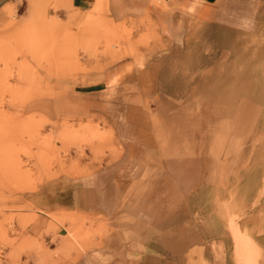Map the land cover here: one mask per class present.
<instances>
[{"label":"rangeland","instance_id":"rangeland-1","mask_svg":"<svg viewBox=\"0 0 264 264\" xmlns=\"http://www.w3.org/2000/svg\"><path fill=\"white\" fill-rule=\"evenodd\" d=\"M129 1L144 9L94 0L78 14L68 0H23L0 13V264H53L88 248L84 241L101 247L112 218L89 216L74 228L73 217L43 206L61 202L46 189H63L116 151L113 118L125 104L145 107L178 138L188 123L198 132L210 123L201 152L212 181L201 217L216 238L225 224L233 239L228 257L212 244V264H264L250 234L264 244V0L258 27L245 23L242 34L171 0ZM128 60L149 71L142 86L112 80ZM37 213L51 219L46 230L34 227ZM200 249L191 264H210Z\"/></svg>","mask_w":264,"mask_h":264},{"label":"crops","instance_id":"crops-1","mask_svg":"<svg viewBox=\"0 0 264 264\" xmlns=\"http://www.w3.org/2000/svg\"><path fill=\"white\" fill-rule=\"evenodd\" d=\"M22 1L0 0V13L8 14ZM68 1L78 14L94 7V0ZM260 1L171 0V3L179 11L190 8L192 13L219 26H238L237 31L242 34L243 28L250 29L245 23L257 25ZM130 9L141 11L144 6L126 0V10ZM125 68L123 72L114 71L112 80L121 85L142 86L144 73L149 71L132 60L126 61ZM118 74L119 79L115 78ZM173 98L178 101L180 97L173 95ZM122 109L113 118L116 151L92 172L68 178L63 189L56 190V184L54 190L46 189L59 192L61 202L49 201L45 203L48 206H43L73 217L74 228L82 227V220L89 216L103 215L109 221L112 218L100 237L101 247L92 248L93 244L84 241L90 248L67 251L54 257L53 264H191L196 246L201 247L199 257L212 264V257H216L213 243L223 247L221 257H228L227 241L233 239L227 238L225 224L224 235L216 238L215 229L201 217L205 210L204 196L212 181L211 165L201 152L209 148L204 136L211 132L210 123L199 132L188 123L180 127L178 138L174 136V127L156 125L145 107L125 104ZM184 111L190 117V111ZM59 207L64 211L56 210ZM37 215L34 227L46 230L51 219ZM236 229L237 236H242ZM250 234L263 248L260 238ZM231 244L238 258L236 244ZM222 264H227L226 258Z\"/></svg>","mask_w":264,"mask_h":264}]
</instances>
